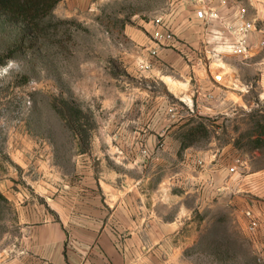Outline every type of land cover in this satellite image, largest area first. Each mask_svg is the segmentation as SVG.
I'll list each match as a JSON object with an SVG mask.
<instances>
[{
    "label": "rangeland",
    "instance_id": "rangeland-1",
    "mask_svg": "<svg viewBox=\"0 0 264 264\" xmlns=\"http://www.w3.org/2000/svg\"><path fill=\"white\" fill-rule=\"evenodd\" d=\"M176 1L60 0L42 23L45 29L30 36L0 16V59L9 57L0 66V185L60 190L78 184L88 169L96 176L103 158L119 173L132 174L131 144L147 141L168 154L172 190L181 187L175 174L186 151L216 150L224 162L238 158L264 166V142L258 148L252 142L261 131L257 123L264 125L261 71L250 73L247 107L233 106L228 116H201L184 93L140 62L143 47L131 33L154 44L146 25L167 19ZM190 161L192 156L187 167L200 165ZM235 208L218 204L191 215L202 227L183 251L190 263L264 264V246H254ZM15 224L14 205L0 204V251L17 234Z\"/></svg>",
    "mask_w": 264,
    "mask_h": 264
},
{
    "label": "crops",
    "instance_id": "crops-1",
    "mask_svg": "<svg viewBox=\"0 0 264 264\" xmlns=\"http://www.w3.org/2000/svg\"><path fill=\"white\" fill-rule=\"evenodd\" d=\"M207 6L218 19H199L197 5L176 1L166 19L171 39L162 44L170 49L158 50L146 37L131 34L143 47L140 62L147 64L149 50L156 48L147 67L196 104L199 115L228 116L233 106H248L251 71H261L257 84L264 89V48L259 46L264 0H208ZM243 22L254 26L246 35V57L233 54L229 45L228 28ZM153 28L146 25L147 32ZM131 146L132 174L119 173L103 158L96 176L88 169L78 184L60 190L15 191L2 183L0 193L15 207L18 231L0 251V264H195L183 254L202 227L191 215L218 204L235 205L233 214L247 226L245 212L250 211L258 221L250 231L252 242L258 249L264 246V166L254 168L241 159L243 164L231 171L236 159L224 162L216 150L186 151L175 174L181 187L172 190L168 154L151 141ZM187 156L200 165L187 167Z\"/></svg>",
    "mask_w": 264,
    "mask_h": 264
},
{
    "label": "built area",
    "instance_id": "built-area-1",
    "mask_svg": "<svg viewBox=\"0 0 264 264\" xmlns=\"http://www.w3.org/2000/svg\"><path fill=\"white\" fill-rule=\"evenodd\" d=\"M182 2H187L193 5H197L199 9L196 11V15L199 19H218V13L211 7L207 6L208 0H177ZM245 12L244 9H241V13ZM224 24V23H223ZM153 30L150 33L154 45L166 44L171 39V33L169 32L166 19L163 17H157L153 22ZM254 28L253 23L243 22L235 29H229L231 32L232 40L230 41V50L233 54L246 57L248 53V45L246 40V35ZM259 46L264 48V31L261 32V38ZM151 56L157 55V49L152 48L149 50ZM143 66L147 67L146 63L142 62ZM243 162L240 159H236L234 166L230 168L231 171H235L237 166L242 165ZM245 216L248 219V230L253 231L258 226L257 218L252 215L250 211L245 212ZM261 263H264V254L259 258Z\"/></svg>",
    "mask_w": 264,
    "mask_h": 264
},
{
    "label": "trees",
    "instance_id": "trees-1",
    "mask_svg": "<svg viewBox=\"0 0 264 264\" xmlns=\"http://www.w3.org/2000/svg\"><path fill=\"white\" fill-rule=\"evenodd\" d=\"M60 0H0V16L4 19L11 21L15 24L22 26L23 32L26 35H36L41 33L45 26L42 24L44 21H48L51 17V13L54 7ZM0 59V66L6 64L7 59ZM261 130L259 133H253V143L255 148H258L261 143L264 142V125H259ZM195 128L189 130V136H194ZM187 145L183 144L181 148H185ZM7 200L0 193V204H7Z\"/></svg>",
    "mask_w": 264,
    "mask_h": 264
},
{
    "label": "clouds",
    "instance_id": "clouds-1",
    "mask_svg": "<svg viewBox=\"0 0 264 264\" xmlns=\"http://www.w3.org/2000/svg\"><path fill=\"white\" fill-rule=\"evenodd\" d=\"M13 63H14V61H11V60L8 62L9 65H11ZM3 72H5V73L7 72V66L3 69Z\"/></svg>",
    "mask_w": 264,
    "mask_h": 264
}]
</instances>
